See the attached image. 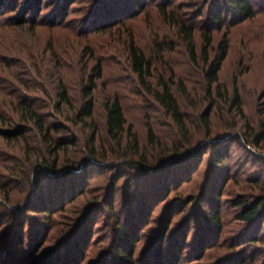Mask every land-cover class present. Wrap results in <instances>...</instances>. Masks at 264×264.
Returning a JSON list of instances; mask_svg holds the SVG:
<instances>
[{
  "label": "rangeland",
  "instance_id": "obj_1",
  "mask_svg": "<svg viewBox=\"0 0 264 264\" xmlns=\"http://www.w3.org/2000/svg\"><path fill=\"white\" fill-rule=\"evenodd\" d=\"M253 1L258 10L253 19L233 23L226 13V24L218 28L208 21L214 0H0V132L20 135L10 140L0 136V264H121L115 254L117 227L131 230L133 218L138 226L132 262L146 264L152 258L156 264L157 236L169 217L164 264H264V221L259 222L260 242L253 245L248 238L254 227L238 222L232 206L237 198L257 196L264 185V142L260 147L252 143L263 130L264 0ZM165 4H170V17L158 10ZM112 10L125 14L114 18L120 23L111 24ZM172 15L192 32L195 62ZM207 32L209 60L226 42L211 98L202 59ZM131 39L151 65L144 84L131 69ZM97 63L101 78L93 91V117L77 120L84 78ZM60 82L69 105L58 103ZM164 85L178 103L185 132L153 98ZM235 95L240 110L233 105ZM112 99L119 101L126 121L120 144L106 133L104 103ZM21 101L42 115L54 141H63L54 176L43 170L52 165V148L18 111ZM208 109L206 133L200 116ZM228 143L221 230L218 237L209 236V247L200 252L196 242L204 224L195 216L214 172L210 144ZM188 151V158L171 165L182 168L195 161L194 174L163 197L156 179L162 171L167 174L169 159ZM162 162L166 164L159 168ZM135 165L146 171H136ZM58 181L66 184L63 199ZM139 190L151 204L142 221L135 200ZM38 198L45 200L47 213ZM174 244L177 260L171 258Z\"/></svg>",
  "mask_w": 264,
  "mask_h": 264
},
{
  "label": "trees",
  "instance_id": "obj_2",
  "mask_svg": "<svg viewBox=\"0 0 264 264\" xmlns=\"http://www.w3.org/2000/svg\"><path fill=\"white\" fill-rule=\"evenodd\" d=\"M170 6V4L162 5L158 8L159 12L163 14V16H167L166 10ZM118 12V13H116ZM231 16L233 19V23H241L247 20L253 19L257 14L258 10L255 8L254 1L253 0H214L213 2V10L210 11L208 14V21L218 26V28H222L226 24V18L225 15ZM111 18L114 19L119 17L121 14L120 10H112L111 11ZM116 14V16H115ZM125 15V14H124ZM114 16V17H113ZM227 16V17H228ZM171 22L177 29L179 30L180 34L185 39V46L188 53L189 58L195 62L196 61V52L193 45L192 40V32L190 28L184 23V21L178 20L174 18V16H171ZM118 24L120 21L114 19L111 24ZM203 47H202V56H203V63L206 66V69L204 70V80L206 84V95L207 97L211 98L212 93V87H218V73L220 72L222 62L224 61L226 57V42L225 40L221 41L218 45V56L212 60H209L207 54L208 49L211 45V38L210 34L207 32L204 35L203 38ZM128 57L131 63V69L132 72L137 76V78L140 80L141 84H144V81L147 77L150 76L151 71V65L150 62L141 50L135 45L133 39H131L128 43ZM101 78V66L99 63H97L92 69L91 73L84 78V90L82 91V97H83V106L81 110L76 114L77 120H91L93 117V111H94V101H93V91L96 88L95 82ZM217 94H220V92L217 91ZM264 94V90H263ZM68 93L65 88L64 83L58 84V92H57V98L59 104H65L69 105V98ZM153 98L155 101L161 106V108L173 119V121L178 126L179 130L181 132L186 131L185 124L182 120V116L179 111L178 103L173 97V94L168 89L167 86H163L161 91L156 92L153 94ZM233 105H235L240 110V102L238 95H235L233 98ZM18 111L21 113V115H24L25 120L29 123L33 124L37 130L42 134L44 139L46 140V144L49 145V147L52 148L51 155L52 156V165H45L43 166L44 172L47 174H50L51 176H54L56 174V153L62 148L63 141H54L52 137L50 136V127L46 126L43 122V117L41 114H38L36 111L32 110L30 108V105L27 101H21L17 103ZM104 111H105V120H106V133L110 140H112L115 143H119L122 140V135L124 132V126H125V118L122 113L121 105L117 99L112 100H106L104 103ZM210 109L206 110L200 117L202 122L204 123V129L205 132H208V117H209ZM259 115L263 117V120L261 121L260 125L263 128V130L259 133L253 136L252 143L255 147H260L261 144L264 142V107L261 111H259ZM1 121V117H0ZM148 131V137L149 139L153 138V133L151 128L149 127L147 129ZM130 134V133H129ZM15 135L20 136L19 134L10 131H1L0 136L5 139H12L15 137ZM131 140L136 145V138L134 135H130ZM248 147L249 144L247 145ZM206 152V151H205ZM204 152V153H205ZM92 153V152H91ZM229 153V143L222 145V146H216L210 144V156H211V168L213 169V173L210 176V183L207 185V190L205 192L204 202L201 207V209L198 211L197 216L195 218L197 219L198 223H203L204 226L202 227V233L199 236L196 245L200 252H204L205 249L209 247V244H207L209 236L212 238L218 237V234L221 230V205H220V195L222 191L223 185L229 180L228 173L225 170H222L225 168L226 160L228 158ZM190 154V151L182 154L181 156H176L172 159H169L166 163L162 162L159 164V168H162L166 165H168L167 174H164L163 171L160 172L158 178L156 179V183H158V187L161 190V193L163 194V197L166 198L168 195V192L171 188H173V185L182 180V183H186L191 176L194 174L195 171V161L194 163L191 161L189 164L182 163V168L174 167L171 165L172 162H183L186 158H188ZM196 158L201 157V155L198 153V155H195ZM170 164V165H169ZM170 166V167H169ZM180 166V165H179ZM136 171L138 172H145L143 171L142 165H135ZM178 170H177V169ZM220 169V171H218ZM218 171V172H217ZM63 179V178H62ZM66 177L64 176L65 180ZM220 185L218 186V184ZM58 185L62 191H59L60 199H63V190H65V182L58 181ZM71 194L74 193V187L71 185L69 188ZM158 193L157 191H155ZM158 195V194H157ZM74 195L70 198L73 199ZM39 202L42 205V209L45 210L44 213L48 212V206L45 205V200L42 198ZM44 200V201H43ZM135 200L137 203L141 206L140 211V221L142 219H146V217L149 216L150 211V203L147 201L145 194L139 190L135 194ZM53 200H49V203ZM233 208L236 211V220L242 224H249L252 227H254V232L250 234L249 241L254 245L256 243L260 242V237H258V232L260 228V221L261 219L264 221V185H261L259 188V194L255 197L251 198H237L232 203ZM63 207V205L59 206ZM170 218V217H169ZM167 218V220L163 224L162 232L158 234L157 238V245H156V256L155 259L157 261L156 264H164V261L162 259V241L164 238V232L167 229V224L169 223L170 219ZM132 229L126 230L124 226L121 224L119 227H117V235L115 236L116 240V248H115V254H116V261H118L121 264H133L131 259L132 254V248L134 247L133 239H136L135 237V228L138 226L136 224V219L131 220ZM178 242V240H176ZM181 243V242H180ZM177 246V245H176ZM175 244L171 246V258L174 260H177L178 257L173 253L175 248ZM75 248L79 252L81 247L78 246L77 243H75ZM81 253V251H80ZM154 259L151 261H147L146 264H153Z\"/></svg>",
  "mask_w": 264,
  "mask_h": 264
}]
</instances>
